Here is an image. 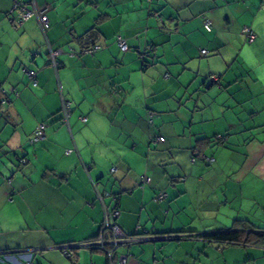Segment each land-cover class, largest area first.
<instances>
[{
	"label": "crops",
	"instance_id": "crops-1",
	"mask_svg": "<svg viewBox=\"0 0 264 264\" xmlns=\"http://www.w3.org/2000/svg\"><path fill=\"white\" fill-rule=\"evenodd\" d=\"M35 2L47 8L45 31L35 17L12 22L14 0H0V264H22L25 252L35 264H105L101 251H75L73 262L61 248L97 236L115 204L112 225L152 239L118 248L127 264H264L260 245L157 240L230 228L235 220L264 228V0ZM244 27L254 33L251 43ZM92 44L102 49L82 53ZM24 69L35 72L36 86ZM210 76L218 81L209 85ZM232 88L250 103L249 118L234 111L217 122L214 114L223 117L226 108L223 102L215 110L212 97L207 121L204 101ZM191 89L205 99L182 108L175 95ZM63 99L73 108V129L60 121ZM148 110L178 119L167 123L169 132L164 122L153 130ZM189 112L196 121L185 118ZM136 119L139 134L112 132ZM40 125L44 138L33 144ZM105 125L109 132L100 131ZM152 136L163 138L162 146L151 144ZM215 136L223 144L213 143ZM174 151L196 160L160 166ZM143 178L150 182L141 185ZM161 193L166 198L154 201ZM28 216L31 230L23 227ZM24 235L31 237L25 244Z\"/></svg>",
	"mask_w": 264,
	"mask_h": 264
},
{
	"label": "trees",
	"instance_id": "trees-1",
	"mask_svg": "<svg viewBox=\"0 0 264 264\" xmlns=\"http://www.w3.org/2000/svg\"><path fill=\"white\" fill-rule=\"evenodd\" d=\"M15 1L16 0H14V2ZM29 1L30 0H23V3L26 4V6L28 8H30V6H28L29 5L28 4ZM14 12H16L17 15L14 16L13 19H10V20H12V22L15 21V20L18 21L19 13H20L18 9L17 10H14V4H13L12 14ZM31 18H34V16L31 17ZM206 21H208V19L203 18V22H202L203 28L205 26V22ZM23 22H25V21H23ZM209 25H210V31H211L212 28H211V23L210 22H209ZM47 27H48V25H47ZM46 28H44L43 31H45ZM244 29H249L252 32L253 35H254V33L251 30V28H249V27L242 28L241 33L245 37L246 42H249V40L247 38V34L243 32ZM118 38L119 37H116L117 46H118ZM251 42H249V43H251ZM95 45L96 44H92V45H90L88 47H85L84 50L82 51V53L92 56L95 52H97V51H99V50L102 49V47H101V49H99V50H93V52L91 54L86 53L88 50L93 49ZM118 49H119V47H118ZM127 50H128V48H127ZM126 51H121L120 50V52H122V53H124ZM202 51H205V50H202ZM202 51H201V55H202ZM73 55H75V54H73ZM23 72L26 73V74H27V72H33L34 73V78L33 79H30L29 77L28 78L30 79L31 84L33 86H36L37 82H36V79H35V76H36L35 72L34 71H30V70H25V69L23 70ZM27 76H28V74H27ZM212 78H215L216 80L215 81H212ZM207 81H208V84L209 85H212V84H214V83H216L218 81V77L217 76H210ZM34 82L36 83L35 85L33 84ZM1 103H2V101L0 100V105H1ZM59 114H60V121L62 122V124L63 125H66V126H69V117L71 115V104H70V114H69V117L67 119V122L63 120L64 118H63L62 107H61V110H60ZM152 116H154V112H152L151 110H148L146 112V118L148 119L149 117H152ZM83 119H85V118H83ZM80 120L82 122V118H80ZM36 130H37V128H36ZM36 130L34 131V136H33V139L31 140V142L33 144L41 141V140H39L37 142H34ZM44 132H45V126H44ZM158 139H161V141L159 142ZM197 141L198 142L206 141V139L205 140H197ZM208 141L209 142H212L211 140H207V142ZM149 142L151 144H153V145H160V144H162L164 142V140H163V138H161L159 136H154V137H152L149 140ZM223 142H224V137L215 136V138L213 139V143H215L216 145L223 144ZM195 160H196V157L193 156L191 158V162H195ZM18 164H19L18 165L19 167H23V166L26 165V160L25 159H20V160H18ZM143 184H145V183L142 181L141 182V185H143ZM161 194H163V193H161ZM159 195L160 194H157L156 195V198H154L155 199L154 201H156V202L157 201H162V200H164L166 198V197H163V198L160 199V198H158ZM114 210L115 211L119 210V208L117 207L116 204L114 206ZM114 226L118 228V230L121 232V234L124 236V238L133 239V240L134 239H139V238H149V237H146V236H142L144 234H142V233L141 234H138L137 232L134 233V234H124L119 229V227L117 225H114ZM102 231H103V234L105 235L104 237H106L107 239H111V235H110L111 232L108 231V230H106V229H104V225L101 228V232ZM101 232L97 236H95V237H91V238H89L87 240H84L81 244L84 245V244L89 243L92 240L98 238V236L101 234ZM165 235L166 236L164 237V239L166 241H180V240H185V239H196V240L210 241V242H213L216 245L221 246V247H227V246H247V245H260V246H264V228L254 227V226H252L250 224L249 221H246V220H235L234 221V224L230 228H225V229H222V230H215V231H212V232H209V233H204V234L197 233V232H193V231L180 230V231H176V232H170V233L165 234ZM139 243H142V242H132V243H128L126 246L133 245V244H139ZM126 246H123V247H126ZM81 250H87V251H90V252L98 251L97 249L88 248V247H83V248H81ZM81 250H79V251H81ZM79 251L77 250L76 252H79ZM61 252H62V254H64V256L66 258H69L71 261L76 262V260H77V253L75 252V250H64V249H62ZM115 252H116V249L113 252V259H112L113 260V263L116 262L120 257H124L126 259L125 256L116 255ZM105 264H109V262L107 260V256H106V263ZM114 264H116V263H114Z\"/></svg>",
	"mask_w": 264,
	"mask_h": 264
},
{
	"label": "rangeland",
	"instance_id": "rangeland-1",
	"mask_svg": "<svg viewBox=\"0 0 264 264\" xmlns=\"http://www.w3.org/2000/svg\"><path fill=\"white\" fill-rule=\"evenodd\" d=\"M241 43H242V40H241ZM245 46V43L243 44ZM248 46V45H246ZM241 48V47H240ZM235 91L234 88L231 89V91L229 93H226V94H222L221 96H216L215 94H213L212 96H209L206 101H204L205 103V113H204V118H207L206 120L208 121V117H211V114H210V110H209V99L214 97L215 99V102L216 104L214 105L215 107V110H217V107L221 104L223 105V102H224V107L226 108V111L224 112V115L222 117V115L217 112L216 114H214L215 118L217 119L218 118V121L217 122H221L222 121H227L229 120V114H232L235 112H240V118H241V121H246L248 118H249V108H250V103L247 102L245 104H242V90L238 93H231ZM76 92L78 93V88L76 87ZM201 91L199 90H189L187 92H184V91H181L179 92L178 94H176L175 96L178 98L177 99V103H180L181 104V107L182 108H189L193 105H195L196 102H199L200 104L203 102V100L205 99V94L204 93H200ZM76 95V94H75ZM232 97L235 98V101H238L239 104L235 103L234 102V99H232ZM174 104V103H171V105ZM77 109V108H75ZM73 108L71 109V116H70V119H69V123H73ZM192 110V109H191ZM78 111V109H77ZM155 113H159L158 110H155L154 111ZM186 110H182L181 113H184L186 114ZM79 113V112H78ZM154 113V116L152 117H149L148 119L145 118V123H146V126L150 129H153V130H158V128L161 127V124L162 122H164V126L162 127L164 129V132H169L171 130V128H173V126L171 124H167L169 123L170 121L174 122L178 115L173 112V113H167V114H164V115H156ZM180 113V115H181ZM80 115V114H79ZM158 116H162V118L160 119V117L158 118ZM185 118L187 117L189 122H191V119H193V121H196V117L197 115L194 114V117H192V112H189L187 113V115H184ZM59 117V115H58ZM175 118V119H174ZM217 122H214L215 124H217ZM133 124H121V123H118V124H115L113 125L112 127V132H116V133H122V131H124L125 133H134V134H139L142 129H143V123H140V124H137L138 123V120L136 119V122H131ZM151 123V124H150ZM179 123V122H178ZM213 123V124H214ZM77 124H78V119H77ZM135 124V125H134ZM208 125V122L206 123ZM190 125V124H189ZM66 126V125H65ZM176 126H178V124H176ZM72 129L74 128V124H72ZM101 132H109V126H103L102 129L100 130ZM77 132V131H75ZM157 133V132H156ZM154 137V136H152ZM33 139V138H32ZM159 146H162V145H159ZM154 150V149H152ZM165 154L161 155V156H158V157H162L164 156ZM165 161L164 162H161L159 165L160 166H164L165 168H171V166H175L177 165L176 163L173 164V161L174 159H178V161L184 163V164H187V162L190 164L191 162V159L188 158L184 155H182L181 153H177V152H173V153H167L165 155ZM136 161V165L135 166H138V159L137 160H134ZM133 176V175H131ZM26 221L24 220L23 222V227H25V225H27L28 227H30V230L33 229L32 227H34L33 225V222L32 220L30 219V217H26L25 218ZM19 222V220H18ZM27 232H32V231H27ZM26 232V233H27ZM25 233V234H26ZM29 235H24V240H22L25 244V241H29L31 239V237H28ZM18 235H14L12 236V239H20V238H17ZM80 248H83V247H80ZM118 249V248H117ZM116 249V250H117ZM29 250V249H27ZM79 251V250H78ZM101 251V250H100ZM102 252V251H101ZM105 253V252H103ZM106 255V253H105ZM114 264V263H113Z\"/></svg>",
	"mask_w": 264,
	"mask_h": 264
},
{
	"label": "built area",
	"instance_id": "built-area-1",
	"mask_svg": "<svg viewBox=\"0 0 264 264\" xmlns=\"http://www.w3.org/2000/svg\"><path fill=\"white\" fill-rule=\"evenodd\" d=\"M28 4H29L28 6H30V8H28L26 6V4L23 3V0H16L14 2V10L18 9L20 12L19 18H18V23H22L23 21H26L27 19L34 16L37 19L41 29L43 30L48 25V19L46 17L47 8H38L35 0H30ZM204 29L207 32L210 31V25H209L208 21L205 22ZM243 32L247 34V38H248L249 42L253 41L254 35L252 34V32L249 29H244ZM101 47H102L101 44H96L93 49L88 50L86 53L91 54L93 52V50H99V49H101ZM118 47L121 51L127 50L125 43L120 38H118ZM202 54L206 55V52L202 51ZM55 56H56V53H53L52 58H53L54 66H56V64L54 62ZM27 74H28V77L30 79L34 78L33 72H27ZM215 80H216L215 78H212V81H215ZM33 84L35 85L36 83L34 82ZM62 111H63V118H64L63 120L67 122V119H68L69 114H70V103L64 99L62 101ZM85 121H86L85 119H82V122H85ZM43 138H44V126L40 125L37 127L34 142L42 140ZM158 141L160 142L161 139H158ZM209 162H210V160H209ZM143 182L149 183L150 180H149V178H143ZM164 195L165 194H160L158 196V198L161 199V198L165 197ZM117 214H118L117 211L112 212V214H110L104 222V229L111 232L110 233L111 239H107L106 237H104L105 235L103 234V231H102L101 234L98 236V238H96V239L92 240L91 242L86 243L84 245L79 244L77 246L78 247L93 248V249H97L98 251L101 250L102 252L106 253L107 260H108L109 264H113L112 259H113V252L115 249H117L122 243L125 244L124 242L132 243V242H140V240H141V238L134 239V240L124 238V236L121 234V232L118 230V228L111 224V219H114L117 216ZM64 250H67V249H64ZM22 256H23L22 257L23 258L22 264H35L33 262V253L32 252H25ZM117 264H127L126 259L124 257H120L117 260Z\"/></svg>",
	"mask_w": 264,
	"mask_h": 264
},
{
	"label": "water",
	"instance_id": "water-1",
	"mask_svg": "<svg viewBox=\"0 0 264 264\" xmlns=\"http://www.w3.org/2000/svg\"><path fill=\"white\" fill-rule=\"evenodd\" d=\"M157 240H165L164 238H161V239H157ZM147 241H152L151 238H141L140 242L144 243V242H147ZM125 244H121L118 248H121L123 246H126L128 243L127 242H124ZM61 249H67V250H81L80 247H78L77 245H67L65 247H62Z\"/></svg>",
	"mask_w": 264,
	"mask_h": 264
}]
</instances>
